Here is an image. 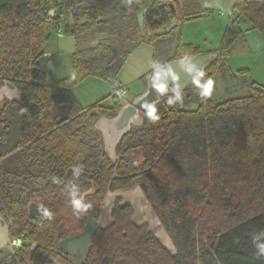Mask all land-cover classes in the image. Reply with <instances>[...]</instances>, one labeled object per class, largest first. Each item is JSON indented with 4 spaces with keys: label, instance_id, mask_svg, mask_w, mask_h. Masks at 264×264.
Here are the masks:
<instances>
[{
    "label": "trees",
    "instance_id": "1",
    "mask_svg": "<svg viewBox=\"0 0 264 264\" xmlns=\"http://www.w3.org/2000/svg\"><path fill=\"white\" fill-rule=\"evenodd\" d=\"M145 1L0 0V86L8 81L21 92L0 103V214L20 234V223L30 220L29 204L43 205L52 218L34 220L38 230L31 239L52 230L72 235L88 218L98 220L108 192L138 185L176 254L146 223L135 224L132 207L116 198L112 221L96 227L85 264H264L252 239L264 231L263 86L251 82L248 95L215 103L200 97L193 80L184 90L193 108L169 106L172 93L162 95L155 105L159 119L144 111L143 124L118 143L116 160L93 124L99 114L113 115L119 98L112 94L104 109L99 103L81 107L73 94L88 76L112 81L142 43L162 64L202 54L179 33L171 37L185 20L206 12L198 0H153L142 35L137 12ZM233 11L201 84H212L218 71L231 76L226 58L243 35L242 21L264 35V0H236ZM172 21L177 25L170 32L157 34ZM58 28L74 39L71 75L49 83L45 66L36 62ZM61 105L69 116L56 124ZM74 165L82 168L79 178ZM73 183L91 205L85 213L69 203ZM8 261L0 256V264Z\"/></svg>",
    "mask_w": 264,
    "mask_h": 264
},
{
    "label": "rangeland",
    "instance_id": "2",
    "mask_svg": "<svg viewBox=\"0 0 264 264\" xmlns=\"http://www.w3.org/2000/svg\"><path fill=\"white\" fill-rule=\"evenodd\" d=\"M235 2L236 0H198L201 8L206 9V12L199 17L185 20L171 37L174 40L179 33L182 43L197 46L202 54H214L221 44L227 23L234 12ZM241 27L243 35L233 44L226 58L231 76L218 71L212 81L210 98L215 103L248 95L251 82L264 87V35L258 30L251 29L247 21H242ZM70 37L69 35L58 36L55 30L44 48L46 52L53 53L52 58L45 65L46 81L49 83L71 75L73 50L70 44L74 39ZM153 62H155L153 48L142 43L129 54L112 81L88 76L73 87V94L81 107L99 103L106 109L111 106L113 92L124 86L126 94L119 98V103L122 104L145 90L144 79L152 72ZM194 106L196 104L184 97L183 107L193 108ZM133 157L135 160L140 159L139 154H134ZM116 198H121L122 204H129L133 210L134 223L137 225L146 223L149 230L164 246L163 232L166 231L160 225L155 212L138 185L106 194L97 220L98 227L104 228L111 223V211ZM167 236L169 237L168 234ZM169 239L171 240L170 237ZM168 248L170 254H176L174 244L173 247L168 246Z\"/></svg>",
    "mask_w": 264,
    "mask_h": 264
},
{
    "label": "water",
    "instance_id": "3",
    "mask_svg": "<svg viewBox=\"0 0 264 264\" xmlns=\"http://www.w3.org/2000/svg\"><path fill=\"white\" fill-rule=\"evenodd\" d=\"M152 1L153 0H146L140 10L137 12L138 25L142 35L146 33L144 14ZM52 13L53 10L49 12L50 15ZM176 25V21H172L170 24L160 29L157 34H166L170 32ZM191 57L192 60L185 61L183 66H181V64L179 63L181 57L174 58L163 63L166 67H170L172 73L175 74V79H173L172 75H165L161 78L162 82L165 83L169 89L176 88L177 86H179V88L182 90V94H184V90L194 80L196 71H203L207 67L208 63L215 57V55L200 54ZM49 58L50 56L48 54H43L38 58L36 63L40 66H45ZM192 64H194L195 67L190 73L186 69ZM151 73L147 74L145 77V90L141 94L134 96L130 101L122 103L113 115L99 114L96 120L94 121L93 127L96 131L99 132L103 149L111 160H116L118 158L116 147L120 142L122 136L126 134L132 127H139L143 124V112L146 111L144 105L146 103H153L156 105L161 101V96L164 95L152 86L150 80ZM13 90L15 91V95H13L12 98H9L8 93L12 92ZM169 92L171 93V91ZM20 97L21 92L18 88H16L8 81H3V84L0 86V103L5 100H16ZM178 105L181 108L183 107V103ZM68 116L69 114L65 105H61L54 112L56 124L64 122L68 118ZM131 154H128L127 156H130ZM38 207L39 205L34 203L30 205L29 215L31 217H43L42 213L38 211ZM3 223L4 219L0 214V249L6 247L10 242L8 225ZM96 227V220L93 218H88L84 229L77 235L67 238L62 245L72 250H75L76 248L80 247L83 251V255L85 256Z\"/></svg>",
    "mask_w": 264,
    "mask_h": 264
},
{
    "label": "flooded vegetation",
    "instance_id": "4",
    "mask_svg": "<svg viewBox=\"0 0 264 264\" xmlns=\"http://www.w3.org/2000/svg\"><path fill=\"white\" fill-rule=\"evenodd\" d=\"M131 99L126 100V102ZM31 204L33 203H30L29 207ZM29 218L30 220L20 223L19 227L22 229V232L20 234H13V226L8 224L3 217L4 223L9 228L10 240L6 247L0 249V256L9 259L8 262H4L3 264H85L91 242L85 256L80 247L72 250L62 245L67 238L75 236L79 232L66 235L60 230H52L49 233L41 232V235H35L34 238L36 240L31 239L34 236V232L38 230L37 224L33 221L43 217L33 218L29 215ZM16 238H19V242L16 241Z\"/></svg>",
    "mask_w": 264,
    "mask_h": 264
},
{
    "label": "clouds",
    "instance_id": "5",
    "mask_svg": "<svg viewBox=\"0 0 264 264\" xmlns=\"http://www.w3.org/2000/svg\"><path fill=\"white\" fill-rule=\"evenodd\" d=\"M192 57L185 53L181 56L179 63L181 66L184 65L185 61H191ZM195 67L194 64L189 66L186 70L188 72H192L193 68ZM152 73L150 75V80L152 83V86L155 87L161 94H166L169 91H171V95L167 97L166 103L169 106L182 104L183 103V94L182 90L177 86L176 88L169 89L165 83L162 82L161 78L165 75H172L173 79H175V74L172 73V70L170 67H166L164 64L156 61L153 62L151 65ZM204 72L202 70H197L196 75L194 77V83L199 88V95L201 98H206L212 94V84L211 81H206L203 84H201V81L204 77ZM15 95V91L8 93L9 98H12V96ZM146 109V115L148 118H150L153 122L157 121L159 119V115L157 113V108L155 104L153 103H146L144 105ZM72 175L74 178H79L82 168L80 166L74 165L71 169ZM59 181L53 177V183H58ZM69 203L73 209V211L77 214H82L87 212L88 208L91 207L89 203L84 202V194L79 191L78 185L73 183L70 187L69 191ZM38 211H40L43 215V217L47 219L52 218V211L41 205L38 207ZM254 247L256 249V256L257 258L264 259V231L256 233L252 237Z\"/></svg>",
    "mask_w": 264,
    "mask_h": 264
},
{
    "label": "crops",
    "instance_id": "6",
    "mask_svg": "<svg viewBox=\"0 0 264 264\" xmlns=\"http://www.w3.org/2000/svg\"><path fill=\"white\" fill-rule=\"evenodd\" d=\"M56 34L58 35V36H62V35H66V34H64L63 32H57L56 31ZM70 38H72V37H70ZM73 39V38H72ZM49 41V40H48ZM48 41H47V43H48ZM73 42H74V40H73ZM71 43L70 44V46L72 47V49L71 50H73L74 51V43ZM47 43L45 44V46L47 45ZM45 46H44V48H45ZM44 48H43V51H44V54H48L49 56H50V58H49V60L52 58V56H53V53H52V51H48V52H46L45 50H44ZM123 87V86H122ZM164 234H163V238L165 237V242L163 243V247H165L169 252H170V249L168 248V246H171V247H173V244H172V242H171V240L169 239V237L167 236V234H166V232H163Z\"/></svg>",
    "mask_w": 264,
    "mask_h": 264
},
{
    "label": "built area",
    "instance_id": "7",
    "mask_svg": "<svg viewBox=\"0 0 264 264\" xmlns=\"http://www.w3.org/2000/svg\"><path fill=\"white\" fill-rule=\"evenodd\" d=\"M56 31L59 32V33L62 32L61 28H58ZM125 94H126V87H124V86L116 89L113 92V95L118 97V98L122 97ZM16 241L19 242V238H16Z\"/></svg>",
    "mask_w": 264,
    "mask_h": 264
}]
</instances>
